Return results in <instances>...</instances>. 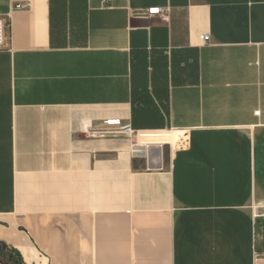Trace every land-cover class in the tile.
<instances>
[{
	"label": "crops",
	"instance_id": "obj_1",
	"mask_svg": "<svg viewBox=\"0 0 264 264\" xmlns=\"http://www.w3.org/2000/svg\"><path fill=\"white\" fill-rule=\"evenodd\" d=\"M0 19V244L264 264V0H0Z\"/></svg>",
	"mask_w": 264,
	"mask_h": 264
},
{
	"label": "built area",
	"instance_id": "obj_2",
	"mask_svg": "<svg viewBox=\"0 0 264 264\" xmlns=\"http://www.w3.org/2000/svg\"><path fill=\"white\" fill-rule=\"evenodd\" d=\"M19 9H23V6H18ZM149 16H158L162 19H167L168 18V12L166 10L156 8V9H150L148 11ZM6 29L7 25L4 23L3 20L0 19V50L4 49L5 46V39H6ZM203 41L205 44H209L210 41V36L209 35H204L203 36ZM121 133L130 135L131 134V129L129 126H125L122 128ZM260 213L257 214V217L261 219L264 222V205L261 206L260 208Z\"/></svg>",
	"mask_w": 264,
	"mask_h": 264
},
{
	"label": "trees",
	"instance_id": "obj_3",
	"mask_svg": "<svg viewBox=\"0 0 264 264\" xmlns=\"http://www.w3.org/2000/svg\"><path fill=\"white\" fill-rule=\"evenodd\" d=\"M0 263L22 264V258L16 250L8 249L5 245L0 244Z\"/></svg>",
	"mask_w": 264,
	"mask_h": 264
}]
</instances>
